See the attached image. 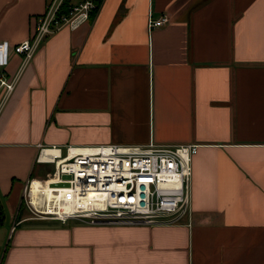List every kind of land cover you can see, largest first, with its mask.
Here are the masks:
<instances>
[{
	"label": "crops",
	"instance_id": "obj_1",
	"mask_svg": "<svg viewBox=\"0 0 264 264\" xmlns=\"http://www.w3.org/2000/svg\"><path fill=\"white\" fill-rule=\"evenodd\" d=\"M53 0H0V41ZM81 0H63L61 11ZM100 2V3H99ZM77 27L12 52L0 88V264H264V0H97ZM162 14L169 22L150 28ZM199 145L191 213L169 225L32 219L39 145ZM20 222L12 230L15 221Z\"/></svg>",
	"mask_w": 264,
	"mask_h": 264
},
{
	"label": "built area",
	"instance_id": "obj_2",
	"mask_svg": "<svg viewBox=\"0 0 264 264\" xmlns=\"http://www.w3.org/2000/svg\"><path fill=\"white\" fill-rule=\"evenodd\" d=\"M63 0H53L37 19L30 38L10 45L0 41V88L11 92L5 78L12 52L22 55L23 67L40 44L63 26L77 27L97 10V0H81L61 11ZM169 22L162 14L150 18V28ZM199 145L101 144L67 146L65 151L39 145L36 163H52L55 170L34 189L35 178L23 188V203L32 219H69L89 225H169L191 213L193 157ZM47 185L49 189L44 188ZM20 222L15 221L12 226Z\"/></svg>",
	"mask_w": 264,
	"mask_h": 264
},
{
	"label": "rangeland",
	"instance_id": "obj_3",
	"mask_svg": "<svg viewBox=\"0 0 264 264\" xmlns=\"http://www.w3.org/2000/svg\"><path fill=\"white\" fill-rule=\"evenodd\" d=\"M55 170V166L52 163H38L32 173V177L43 178L47 177L48 175H52L53 171Z\"/></svg>",
	"mask_w": 264,
	"mask_h": 264
},
{
	"label": "trees",
	"instance_id": "obj_4",
	"mask_svg": "<svg viewBox=\"0 0 264 264\" xmlns=\"http://www.w3.org/2000/svg\"><path fill=\"white\" fill-rule=\"evenodd\" d=\"M5 218H6L5 208L0 195V226L4 223Z\"/></svg>",
	"mask_w": 264,
	"mask_h": 264
},
{
	"label": "bare ground",
	"instance_id": "obj_5",
	"mask_svg": "<svg viewBox=\"0 0 264 264\" xmlns=\"http://www.w3.org/2000/svg\"><path fill=\"white\" fill-rule=\"evenodd\" d=\"M41 183H42V182H39L38 179H36V180H35V186H34V189H35V190H38V188H39V186H40ZM44 188H47V190L49 189V187H48L47 185H44Z\"/></svg>",
	"mask_w": 264,
	"mask_h": 264
}]
</instances>
